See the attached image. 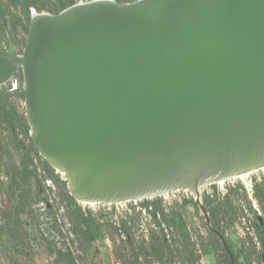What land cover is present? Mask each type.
<instances>
[{
    "label": "water",
    "instance_id": "water-1",
    "mask_svg": "<svg viewBox=\"0 0 264 264\" xmlns=\"http://www.w3.org/2000/svg\"><path fill=\"white\" fill-rule=\"evenodd\" d=\"M10 47L0 84L21 69L32 143L77 203L185 191L206 217L202 188L264 169V0L79 2Z\"/></svg>",
    "mask_w": 264,
    "mask_h": 264
},
{
    "label": "rangeland",
    "instance_id": "rangeland-1",
    "mask_svg": "<svg viewBox=\"0 0 264 264\" xmlns=\"http://www.w3.org/2000/svg\"><path fill=\"white\" fill-rule=\"evenodd\" d=\"M94 0H75V4L79 2H90ZM118 4L119 0H112ZM41 6V4H39ZM42 6L48 7V4H42ZM48 13V12H43ZM51 14V13H48ZM53 15V14H52ZM17 46L18 51L23 53L25 48V41H23L20 33L15 36H11L9 33L4 36V40H8ZM2 43L1 47H4ZM21 104L24 103V99L18 98ZM20 104V103H19ZM30 131V128H29ZM46 168V165L43 166ZM62 176V175H61ZM246 187L247 191L241 195V191L237 190L238 186ZM262 185L264 187V169L262 171L254 172L243 180L235 179L227 181L222 185H211L204 187L200 190V201L203 193L210 195L211 199L217 200L222 197L228 189L233 190L236 193L230 195L232 206L235 208L236 215L233 217V226L231 230L225 231V238L227 242L232 244V250L236 256V264H264V257L260 255L261 248L257 242V236L254 233L255 225H258L261 219L258 203L252 197V187ZM58 197L62 200L63 194L67 193V182L56 181ZM194 202V198L187 192H179L170 194L168 197H157L154 199H148L143 201H137L134 203H126L122 205L111 206H84L81 203H77L81 211L85 212V215L90 211L93 219L96 220V226L89 228V230L81 231L75 234L74 223L68 219L69 227L72 235L74 236V242L68 244V247L75 253V249H78L80 255L83 256L82 262L78 260L75 264H127L124 260L117 261L114 256H123L124 250L120 248V232L117 230L118 222L120 219H126L128 226L131 228V234L133 239L127 243L126 250L133 251L132 253L139 254L141 261L149 258L157 261L158 264H183L181 256L176 255L178 251H187L195 259V264H215L216 258L214 256H204L201 254V250L198 245L200 236L203 241H207L208 232L205 222V216L201 211L193 208L191 204L186 205V208L182 210L184 221L186 222L191 242L195 243L194 251H191L186 243L179 240L177 233L168 228L167 223L162 225L163 230L155 227L151 221V217L144 211L143 203L158 204L165 213H169L174 210H178L184 202ZM247 201L249 202L247 204ZM202 202V201H201ZM38 204V202H36ZM39 205V204H38ZM155 206H151L154 209ZM256 214V216H255ZM23 221L20 227V232L17 233V239L21 243V247L17 252L16 249L11 250L8 246V238L6 235L0 234V264H66L64 261H60L55 256V250L53 246L44 242L41 237L35 231V225L31 216L26 218L20 216ZM80 229H83L82 225ZM97 233L100 238L90 242L89 239ZM155 234L162 239V243H165L168 250L172 254L166 252L165 256H155V250L150 249L149 255L141 254L138 246L141 241L149 243L150 236ZM249 239H252L250 244ZM88 240V241H87ZM5 243V244H4ZM152 243V242H150ZM78 245V248H77ZM185 245V246H184ZM149 247V246H148ZM186 247V248H185ZM182 248V250H181ZM186 250H185V249ZM188 263V262H187ZM186 263V264H187ZM223 264V263H221Z\"/></svg>",
    "mask_w": 264,
    "mask_h": 264
},
{
    "label": "flooded vegetation",
    "instance_id": "flooded-vegetation-1",
    "mask_svg": "<svg viewBox=\"0 0 264 264\" xmlns=\"http://www.w3.org/2000/svg\"><path fill=\"white\" fill-rule=\"evenodd\" d=\"M32 3H37L38 6L45 3L49 6L53 5L54 1L0 0V6H10L12 14L22 18L20 6ZM14 5L17 8H14ZM33 12L40 14L47 11L38 12L36 9L30 8L29 24ZM7 17L10 18V16ZM8 33L11 36L20 33L26 44L27 33H24L22 26L14 27L9 23L5 27L1 26L0 29V50L8 51L11 48L12 43L8 38V42L3 41L4 36ZM2 43L6 46L1 47ZM12 46L15 55L20 56L22 53L18 51L17 46L14 44ZM13 79L17 80L18 87L16 90L11 91L10 82ZM18 98L24 99L21 69L17 70L6 82L0 84V234L4 233L8 238L9 248L11 250L16 249L18 252L21 243L17 239V233L20 232L23 223L20 216L26 218L31 216L35 231L44 242L53 246L56 258L66 262V264H75L78 263V260L82 262L83 256L80 255L78 249H75L74 253L68 247L69 243H75L68 219L74 223L75 234L81 231L86 232L96 225L91 227L88 223L89 213L85 215V212L81 211L78 205H69L68 196H71L67 193L62 196V200L66 205V210L64 209V204L57 194L56 181L66 182L65 177H62L60 173L52 168L34 147L29 135L24 103L21 104ZM44 165H46V168H43ZM258 208L261 219L258 225H255L254 233L261 248L260 255L264 257V248L260 244L261 241H259L260 237H264V202L262 206L258 204ZM205 222L207 229H209L207 216ZM81 225L83 229H80ZM93 235L89 239L90 242L100 238L97 233ZM217 238L223 247L231 250L232 244L227 242L225 235L222 237L217 233ZM114 258L117 261L124 260L127 264H158L157 261L149 258L141 261L140 256L135 255L114 256ZM215 258L216 262H222L223 258L220 259L219 256ZM181 260L185 264L184 257H181ZM226 260L233 261L231 257Z\"/></svg>",
    "mask_w": 264,
    "mask_h": 264
},
{
    "label": "trees",
    "instance_id": "trees-1",
    "mask_svg": "<svg viewBox=\"0 0 264 264\" xmlns=\"http://www.w3.org/2000/svg\"><path fill=\"white\" fill-rule=\"evenodd\" d=\"M48 1V0H47ZM53 5H49L48 7L45 6H38L37 3L32 4H23L20 6V13L23 16H16L13 15L10 6H0V29L1 26H6L7 24H12L14 27L16 26H22L24 33H27V27L29 24V9L34 8L36 11H47L53 15L58 14L62 10L72 6L75 4V0H53ZM136 0H119L120 3H132ZM14 8H17L16 5L13 6ZM7 16H10L8 18ZM238 189L241 191V195L246 192V190L241 186L237 185ZM237 193V191H233L231 189H228L225 194H223L222 197H219L217 200L211 199L210 195L207 193H203L201 196V204L202 207L205 209L207 214V220L209 223V229H207L208 237L207 241H203V239L199 237L198 245L201 250V254L204 256H219L220 259H222L223 264H236V256L234 254V251L223 247L218 238L217 233L220 234L222 237L225 235L226 230H230L233 226V217L236 215L234 212V207L231 204L230 195ZM252 197L256 200V202L259 204V206H262L264 202V187L262 185L254 186L252 187ZM69 205L76 206V202L72 197L68 196ZM249 202L247 201V204ZM191 204L193 208H196L195 203L193 201L190 202H184L182 206L179 207L178 210L171 211L169 213H165L164 209H162L158 204L154 203H143L142 206L148 211V208L151 206H155L154 209H151L148 211V214L151 217V221L154 224L155 227H158L159 229L163 230L162 225L164 223H167L168 228L174 230L177 235L179 236V240L186 243V246L191 251H194L195 249V243L191 242V238L189 235V231L186 225V222L184 221L182 210L186 208V205ZM89 213V219L88 223L91 225H96V220L91 217L90 211ZM256 216V214H255ZM117 230L120 232V248L124 250L123 254L126 256L135 255L139 256V254L131 253L128 250H126L127 243H129L130 240L133 239L131 234V228L128 226V222L126 219H120L118 222ZM132 238V239H131ZM250 244H252L251 239H249ZM260 244L264 248V237H260ZM152 242V243H150ZM149 246V247H148ZM185 246V245H184ZM139 250L141 251V254L143 256L149 255L150 249L152 248L155 252V256L163 257L166 252L171 253V251L168 250V247L165 243H162V239L157 237L155 234L150 236L149 243H146L145 240L141 241V244L138 246ZM186 248V247H185ZM184 248V249H185ZM149 250V252H148ZM182 250V248H181ZM186 250V249H185ZM230 251V252H229ZM184 257L185 264H195V259L190 258L192 257V253L188 254L187 251H178L176 255ZM232 258L233 261L230 262V260H226L228 258ZM218 262L217 264H221Z\"/></svg>",
    "mask_w": 264,
    "mask_h": 264
},
{
    "label": "bare ground",
    "instance_id": "bare-ground-1",
    "mask_svg": "<svg viewBox=\"0 0 264 264\" xmlns=\"http://www.w3.org/2000/svg\"><path fill=\"white\" fill-rule=\"evenodd\" d=\"M35 18V15L34 17ZM14 48L12 47L11 51H13ZM263 170V169H262ZM255 172H258V171H255ZM254 173V172H252ZM250 173V174H252ZM250 174H244V175H237L231 179H228V180H215L214 181V185L217 184V185H222L224 184L225 182L227 181H231V180H235V179H239V180H243L244 178L248 177ZM181 191H171V192H168V193H161L159 194L158 196H153V197H149V198H144V199H139V200H132L130 201L131 203L133 202H137V201H143V200H148V199H154V198H157V197H168L170 194H173V193H179ZM182 192H185V191H182ZM130 202H127V201H124V202H112V203H98V202H85V201H78V203L84 205V206H91V207H95V206H108V205H122V204H126V203H130Z\"/></svg>",
    "mask_w": 264,
    "mask_h": 264
},
{
    "label": "built area",
    "instance_id": "built-area-1",
    "mask_svg": "<svg viewBox=\"0 0 264 264\" xmlns=\"http://www.w3.org/2000/svg\"><path fill=\"white\" fill-rule=\"evenodd\" d=\"M17 87H18V82H17V80L16 79H13L11 82H10V89H11V91H14V90H16L17 89ZM62 175V174H61ZM62 177H64L63 175H62ZM246 191H247V189H246V187L244 188ZM185 193H187V192H185ZM191 195V194H190ZM192 196V195H191ZM193 197V196H192ZM194 198V197H193ZM133 203V202H132ZM108 206H111V205H108ZM151 210V207H149L148 208V211H150ZM144 211L148 214V211L144 208ZM149 215V214H148ZM150 216V215H149Z\"/></svg>",
    "mask_w": 264,
    "mask_h": 264
}]
</instances>
